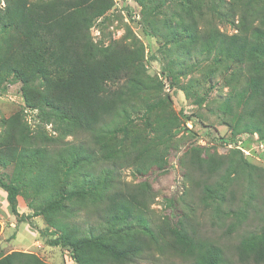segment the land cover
Masks as SVG:
<instances>
[{"label":"trees","instance_id":"16d2710c","mask_svg":"<svg viewBox=\"0 0 264 264\" xmlns=\"http://www.w3.org/2000/svg\"><path fill=\"white\" fill-rule=\"evenodd\" d=\"M93 1L4 0L0 10V38L13 34L0 44V89L10 79L20 82L26 106L39 120L32 127L21 114L0 118V165L15 167V182L0 178L11 210L17 213L19 196L31 198L34 215H43L56 235L49 244L70 252L76 264H135L154 248L187 257L190 264H225L223 247L200 233L155 227L148 215L154 200L150 186L123 179L127 169L146 175L166 168V131L155 144L130 154L115 152L109 143L150 90L139 72L141 50L115 42L100 46L91 39L93 20L104 14L92 13ZM135 1L145 34L165 44L167 69L198 58L224 66L229 93L213 109L231 131L222 143L241 135L264 141V3ZM219 22L235 32L223 31ZM185 156L187 178L213 214H229L241 230L252 214L260 218L252 203L264 177L257 180L259 168L239 151L223 156L192 146ZM224 207L232 211L222 212ZM78 214H85L81 221L74 220ZM236 251L242 260L264 264V226L242 236ZM0 264L47 263L14 252Z\"/></svg>","mask_w":264,"mask_h":264},{"label":"rangeland","instance_id":"374dc122","mask_svg":"<svg viewBox=\"0 0 264 264\" xmlns=\"http://www.w3.org/2000/svg\"><path fill=\"white\" fill-rule=\"evenodd\" d=\"M254 1L264 3V0ZM4 6V0H0V10ZM92 8V13H104L93 20L90 29L93 42L100 46L112 42L123 43L141 50L143 55L139 72L145 76L150 90L135 102V109L130 111L128 119L121 122L109 138V143L115 152L130 154L155 144L161 139L163 130L166 131V143L162 146L169 150L166 168H153L146 175L127 169L123 171V179L134 185L150 186L154 200L148 215L155 227L157 224L163 229L186 228L200 233L223 247L225 264H257L252 260H242L236 246L246 233L259 231L264 226V188L258 191L257 202L252 203L263 218L252 214L241 230L233 226L234 218L229 214H213V207L199 198L200 192L193 189L192 181L187 178L189 166L185 154L192 146H203L209 152L223 156H231L239 151L248 164L259 168L257 180L264 177V141L256 135H241L236 137L234 143L225 145L220 139L231 138L230 129L213 111L229 93L223 79L224 66L198 58L185 61L179 68L167 69L168 59L162 54L165 44L161 39L145 34L141 7L135 0H94ZM160 18L162 20L163 16ZM219 23L223 31L230 34L235 32L233 27ZM11 35V31L7 32L0 38V44L9 40ZM4 86L5 89H0V118L21 114L32 127L36 126L39 122L37 112L26 106L22 84L10 79ZM159 101L161 105L155 110L147 108L148 104ZM47 129L49 134L56 135L51 126ZM14 168L12 163L7 167L0 165V178L9 183L15 182ZM193 178V181L198 180L196 175ZM18 199L17 213H14L7 192L0 188V259L19 252L33 254L47 264H76L70 252L49 244L56 235L43 215H34V210L29 207L31 198L21 195ZM225 211L232 209L222 208V212ZM84 216L78 214L74 220L81 221ZM145 258L135 264L191 263L187 257L155 248Z\"/></svg>","mask_w":264,"mask_h":264}]
</instances>
